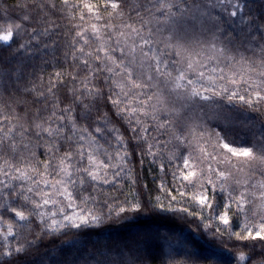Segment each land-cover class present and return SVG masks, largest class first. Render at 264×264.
<instances>
[{
  "label": "snow or ice",
  "instance_id": "snow-or-ice-1",
  "mask_svg": "<svg viewBox=\"0 0 264 264\" xmlns=\"http://www.w3.org/2000/svg\"><path fill=\"white\" fill-rule=\"evenodd\" d=\"M17 7H0V264H152L149 231L89 237L177 212L219 242L201 254L189 241L178 264H264V127L251 142L231 135L234 113L264 114V0ZM129 138L159 194L101 203L103 186L136 184Z\"/></svg>",
  "mask_w": 264,
  "mask_h": 264
},
{
  "label": "trees",
  "instance_id": "trees-1",
  "mask_svg": "<svg viewBox=\"0 0 264 264\" xmlns=\"http://www.w3.org/2000/svg\"><path fill=\"white\" fill-rule=\"evenodd\" d=\"M20 0H0V7L8 8L13 17L19 16L21 10L17 7ZM55 18V17H54ZM57 22L61 24V35L50 39L57 41L56 56L60 62L56 63V68L67 67L63 64V51L65 37L63 33L68 29L65 27L67 21L58 19ZM49 55L46 59H51ZM39 64V60L36 61ZM48 73L53 71L51 65H44ZM236 119L237 130L231 132L232 138L238 143L249 141L251 142L254 136H258L262 127H264V114L259 112L240 111L233 114ZM128 134L126 133V138ZM129 151H132L131 161L134 167V176L136 184L134 187H129L128 179H125L122 186V191L116 187L103 186V191L100 193L101 203L109 196L124 199V195L132 192L139 193L143 199L146 194H150L153 198L158 195L157 185L159 184L158 169L155 165H149L147 160L143 165L139 162V156L135 148V141L128 139ZM131 166V165H130ZM169 180L171 177L169 176ZM144 185H147L145 188ZM130 198V197H129ZM109 203H113L109 200ZM180 205H177L179 207ZM199 221L192 216L185 217L183 213H161L160 215H153L150 213H143L136 215L133 219L124 221L121 224L109 226L106 230H101L96 235L90 236L89 239L105 242H117L124 238L131 237L137 232L149 231L156 239L151 242L153 249L152 255L154 259L152 264H178V262L188 260L185 255L188 249V242L194 241L201 249V254L208 249L209 243L218 245V241L212 240L210 237L203 234L201 229L197 227ZM230 246V245H227ZM43 248L40 252H43ZM245 251H248L245 249ZM259 249L250 252L254 259H258ZM40 253L35 254V258H39Z\"/></svg>",
  "mask_w": 264,
  "mask_h": 264
},
{
  "label": "rangeland",
  "instance_id": "rangeland-1",
  "mask_svg": "<svg viewBox=\"0 0 264 264\" xmlns=\"http://www.w3.org/2000/svg\"><path fill=\"white\" fill-rule=\"evenodd\" d=\"M234 129H236L237 130V127H236V119H235V122H234V126L232 127V129H231V132H233L234 131Z\"/></svg>",
  "mask_w": 264,
  "mask_h": 264
}]
</instances>
